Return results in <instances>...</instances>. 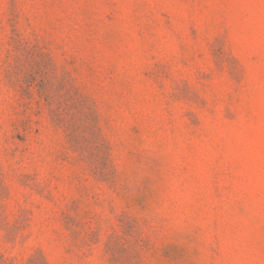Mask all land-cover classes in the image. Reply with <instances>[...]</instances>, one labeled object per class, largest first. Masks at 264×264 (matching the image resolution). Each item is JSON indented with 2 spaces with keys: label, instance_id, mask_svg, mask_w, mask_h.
<instances>
[{
  "label": "rangeland",
  "instance_id": "obj_1",
  "mask_svg": "<svg viewBox=\"0 0 264 264\" xmlns=\"http://www.w3.org/2000/svg\"><path fill=\"white\" fill-rule=\"evenodd\" d=\"M0 264H264V0H0Z\"/></svg>",
  "mask_w": 264,
  "mask_h": 264
}]
</instances>
